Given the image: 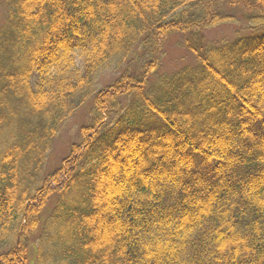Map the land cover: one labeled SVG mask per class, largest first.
I'll return each instance as SVG.
<instances>
[{"label": "trees", "instance_id": "16d2710c", "mask_svg": "<svg viewBox=\"0 0 264 264\" xmlns=\"http://www.w3.org/2000/svg\"><path fill=\"white\" fill-rule=\"evenodd\" d=\"M0 264H264V0H0Z\"/></svg>", "mask_w": 264, "mask_h": 264}, {"label": "rangeland", "instance_id": "374dc122", "mask_svg": "<svg viewBox=\"0 0 264 264\" xmlns=\"http://www.w3.org/2000/svg\"><path fill=\"white\" fill-rule=\"evenodd\" d=\"M236 28L237 25L234 24H222L205 31L203 30V32L207 40H221L222 38L232 37L233 31ZM157 58L159 62L158 69H160L161 72H170L193 63L192 55L181 45L180 36H172L164 40V42H160V52L158 53ZM118 72L119 71L115 72L114 70L105 72L99 78L100 84L102 86L107 85L117 77ZM79 110L80 111H77L76 116L66 123L67 125L59 132L58 136L53 141L48 159L50 167L58 165L60 159L67 154L70 143L75 139L78 130L77 125L86 122V115L89 113H86L87 108L83 107ZM27 250L28 256L31 259L34 253V247L30 245Z\"/></svg>", "mask_w": 264, "mask_h": 264}]
</instances>
